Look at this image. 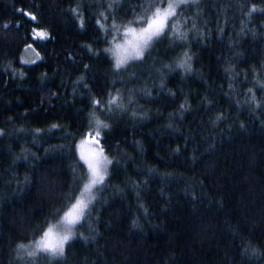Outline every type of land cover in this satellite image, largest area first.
Returning a JSON list of instances; mask_svg holds the SVG:
<instances>
[{"label":"trees","instance_id":"trees-1","mask_svg":"<svg viewBox=\"0 0 264 264\" xmlns=\"http://www.w3.org/2000/svg\"><path fill=\"white\" fill-rule=\"evenodd\" d=\"M147 2L0 0V264H264V0H189L180 19L194 17L196 31L169 33L116 71L104 51L116 33L96 20L126 24ZM185 49L190 72L174 65ZM117 91L123 110L92 107ZM93 111L111 125L100 143L114 161L94 207L64 256L18 257L79 193L77 144Z\"/></svg>","mask_w":264,"mask_h":264},{"label":"snow or ice","instance_id":"snow-or-ice-1","mask_svg":"<svg viewBox=\"0 0 264 264\" xmlns=\"http://www.w3.org/2000/svg\"><path fill=\"white\" fill-rule=\"evenodd\" d=\"M194 2V0H193ZM189 0H148L146 4L138 5L141 8L142 14L137 15L133 12L134 19L128 21L126 24L117 25L115 21L112 25L107 26L105 23H101V19L96 20V24L99 29L108 31H115L116 35L112 37L111 47L105 49V52H109L113 58V68L116 71L127 70L130 62H143L146 53L150 52L156 42L161 37L170 33L173 41H183L187 39L189 31H196V19L180 17L183 15L180 9L188 6ZM114 3L107 5V11L111 13L114 9ZM243 7V5H241ZM71 12L79 18L80 27H84V17L80 13L79 8L70 9ZM22 13L32 17L35 20V15L31 12L21 9ZM256 11V5L250 6L247 13L248 16ZM100 17L107 21L108 16L105 12L100 13ZM191 22V29L185 30V26ZM243 23V22H242ZM139 25V26H136ZM9 25L5 24L7 28ZM122 30V31H121ZM243 31V28L241 29ZM33 35L37 39H44L48 36V33L43 30L33 29ZM123 36L121 42H117L118 37ZM198 35H202L198 34ZM26 47H31L26 45ZM91 52V46L86 45ZM39 58V55L37 54ZM192 55L188 50H184L182 55L176 60L175 67L183 69L185 72L192 71ZM27 63H34V61H27ZM85 69L88 65L84 66ZM169 71L172 70V65L164 66ZM15 71V70H14ZM159 71V70H158ZM23 75V73H21ZM131 79L136 78V73H131ZM81 80L83 77L80 78ZM259 82V81H258ZM264 87V82H260ZM165 87L163 73H161L160 90L163 91ZM231 87V85H229ZM147 91V90H145ZM252 92V89L248 90ZM175 95V93H171ZM109 98L106 102H102L95 97L91 100L93 108L99 107L105 112L111 113L115 110H123L124 104L122 103V97L117 91L116 95L108 94ZM251 101L255 102L256 107L261 106V101L257 100L255 94L251 96ZM129 102H132V97H129ZM187 105V101L181 103L180 109H184ZM135 116L136 113H133ZM222 115H218L217 119H221ZM111 125L105 120L100 119L95 111L89 113L88 126L86 131L81 135V138L77 144L79 150L80 159L84 161L87 166L86 173L80 179L79 193H72L66 197V203L61 208L56 209L53 213L54 220L46 221L45 225L41 226V235L38 239L29 241L27 244L19 243L16 251L17 256L22 257L24 255L35 258L40 253H44L53 257H62L65 254V245L75 235L74 228L77 227L81 221L90 213L94 202L97 199V189L103 187L105 179L109 177V165H112L114 161L109 159L105 154L103 145L100 140L103 139V130L109 129ZM51 128L59 129L60 126L53 124ZM37 133L41 130L36 129ZM4 134V130L0 129V135ZM85 145H91L85 150ZM22 151H25L22 149ZM179 151V148L176 149ZM34 155V154H33ZM28 177H25L27 182ZM62 213V214H61ZM135 224V221H133ZM246 252L249 249H245ZM252 255L257 254L258 250L254 247L250 249Z\"/></svg>","mask_w":264,"mask_h":264},{"label":"rangeland","instance_id":"rangeland-1","mask_svg":"<svg viewBox=\"0 0 264 264\" xmlns=\"http://www.w3.org/2000/svg\"><path fill=\"white\" fill-rule=\"evenodd\" d=\"M123 39H124V38H123V36L121 35L120 37H118L117 42H121ZM110 47H111V44H109V46H108L107 48H110ZM108 54H109V55L111 56V58H112L111 53L108 52ZM36 57H37V53H36V51L33 50L32 48H27V49L25 50L24 54H23V59H24V60H27V61L33 60V59H35ZM112 60H113V58H112ZM174 65H175V63H174ZM84 147H85V150H87L89 147H91V145H85ZM105 154H106V153H105ZM74 229H75V228H74Z\"/></svg>","mask_w":264,"mask_h":264}]
</instances>
